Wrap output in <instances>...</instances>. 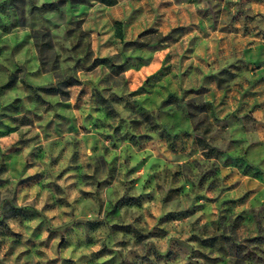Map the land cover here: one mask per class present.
I'll list each match as a JSON object with an SVG mask.
<instances>
[{"label":"clouds","instance_id":"9594fccd","mask_svg":"<svg viewBox=\"0 0 264 264\" xmlns=\"http://www.w3.org/2000/svg\"><path fill=\"white\" fill-rule=\"evenodd\" d=\"M0 6V264H264V0Z\"/></svg>","mask_w":264,"mask_h":264},{"label":"rangeland","instance_id":"374dc122","mask_svg":"<svg viewBox=\"0 0 264 264\" xmlns=\"http://www.w3.org/2000/svg\"><path fill=\"white\" fill-rule=\"evenodd\" d=\"M20 2L23 3V0H20ZM0 7H2V6H0ZM6 14L9 15V17H11L10 13H6ZM7 27L8 26H6L2 22H0V29L7 30ZM256 63L257 64L264 63V47H261L260 49H258L257 57H256ZM169 119L179 121L181 119V117H180L179 113H176L175 115L170 116ZM14 123H15V121H14ZM6 134L7 133H0V135H6ZM225 155L227 156V153ZM229 158H231V157H229ZM244 166H245V168H247L249 166L247 161H244ZM252 168H253V171L248 173V174L252 175L256 179H259L262 182H264V159H261L259 161V164H253ZM209 179H210V177H209ZM262 195H264V193H262ZM204 243L206 245L207 244H213V243H215V241L214 240L213 241H205ZM249 255L251 256V255H253V253L250 252ZM225 264H226V262H225Z\"/></svg>","mask_w":264,"mask_h":264}]
</instances>
